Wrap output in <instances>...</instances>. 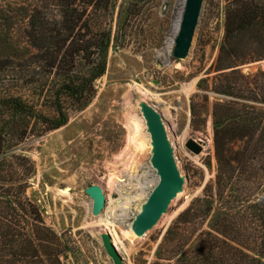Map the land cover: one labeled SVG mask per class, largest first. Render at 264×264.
Returning a JSON list of instances; mask_svg holds the SVG:
<instances>
[{"label":"rangeland","instance_id":"obj_1","mask_svg":"<svg viewBox=\"0 0 264 264\" xmlns=\"http://www.w3.org/2000/svg\"><path fill=\"white\" fill-rule=\"evenodd\" d=\"M181 2L103 0L105 13L89 11L92 33L81 35L91 45V59L98 56L93 44L99 25L110 31L105 73L94 82L90 103L60 100L68 119L65 126L42 134L40 124L32 120L29 136L4 153L0 264H113L100 240L105 232L124 264H174L198 231L208 230L210 220L198 218L186 225L181 215L205 191L211 192L216 207L213 112L218 105L237 101L259 115L260 122L242 133V139L227 135L221 146L232 177L240 179L244 173L254 180L260 175L264 182V172L258 173L264 167V68L259 65L264 60L256 59L252 52L258 49L244 38L230 46L235 57L219 61L225 0L203 1L186 58H173L167 48ZM40 7L56 14L47 0H0V67L7 76L2 93L35 105L55 120L54 99L38 98V85L57 84L63 78L46 69L26 38L30 16ZM90 71L78 61L72 76L79 79ZM141 102L160 114L184 184L157 224L137 238L131 224L158 181L149 162L150 138ZM136 123L143 126L142 137L148 142L146 152L134 159L126 146ZM188 140L201 146L199 155L186 149ZM257 184L253 187L258 190ZM92 186L105 196V215L104 209L99 217L92 215V201L84 192Z\"/></svg>","mask_w":264,"mask_h":264},{"label":"trees","instance_id":"obj_2","mask_svg":"<svg viewBox=\"0 0 264 264\" xmlns=\"http://www.w3.org/2000/svg\"><path fill=\"white\" fill-rule=\"evenodd\" d=\"M47 1L56 9V14L49 15L41 7L35 8L30 16L26 38L30 46L39 52V60L46 69L56 70L63 78L57 84L45 81L38 85V98H43L45 102L54 99L51 108L57 117L50 120L39 113L35 105L17 97L4 96L2 92L6 91L7 76L6 70L0 67V181L4 172V153L11 144H19L29 136L30 122L34 120L40 124L42 134L65 126L68 119L60 100L66 98L76 104L90 103L95 95L93 84L106 70L110 31L99 25L95 33L98 40L93 44L98 49L96 59H91L94 55L89 50L91 45L85 40V35H81L82 31L92 33L89 11H107L103 0ZM225 3L224 40L219 61L235 57L230 46L244 38L252 41L258 49L252 52L256 59L264 60V0H225ZM78 61H84L91 71L87 76L75 79L72 75ZM28 85H34V82ZM213 117L218 164L216 207L213 208L211 192L205 191L202 198L192 201L181 215L185 219L181 222L180 217L179 222L186 225L193 224L198 218L210 220L208 230H199L189 248L176 258L174 264H264L263 177L259 175L249 180L243 177L244 173L240 174V179L232 177L225 166L221 146L227 135L234 134L237 139H242V133L255 128L253 125L260 122V117L253 107L237 101L216 106ZM261 172H264L263 166L258 169V173ZM255 181H258V190L253 187ZM37 223H40L39 220Z\"/></svg>","mask_w":264,"mask_h":264},{"label":"water","instance_id":"obj_3","mask_svg":"<svg viewBox=\"0 0 264 264\" xmlns=\"http://www.w3.org/2000/svg\"><path fill=\"white\" fill-rule=\"evenodd\" d=\"M203 1L184 0L172 50V56L177 60L185 59L188 54L198 25ZM259 65L264 68V61L260 62ZM139 109L145 121L146 132L150 138L151 157L149 162L156 173L158 181L131 224V231L137 238L143 237L146 232L157 224L166 213L171 202L182 192L184 184V178L181 177L177 169L173 150L167 139L160 114L145 102L139 104ZM185 147L195 155H199L202 150L201 146L192 140H188ZM84 192L92 201V215L99 216L106 205L101 188L92 186ZM100 240L106 255L112 263L124 264L112 244L110 235L103 233L100 235Z\"/></svg>","mask_w":264,"mask_h":264},{"label":"bare ground","instance_id":"obj_4","mask_svg":"<svg viewBox=\"0 0 264 264\" xmlns=\"http://www.w3.org/2000/svg\"><path fill=\"white\" fill-rule=\"evenodd\" d=\"M183 1L184 0H182V2H181V5H180V11H179V14H178V17H177V20H176V22H175V25H174V30H173V34H172V37H171V39L169 40V44H168V48H167V52L168 53H170L171 51H172V49H173V44H174V39H175V37H176V34H177V30H178V26H179V23H180V17H181V13H182V10H183V5H184V3H183ZM140 89V88H139ZM143 91V90H142ZM144 92V94L145 95H147V94H149V92L148 91H146V90H144L143 91ZM142 130H143V126H141L139 123H136V124H134V128H133V132H128L129 133V135H128V141H127V149H129L128 151H132V155H133V157H134V159L136 158L137 159V154L139 155H142L144 152H146L145 151V149H146V143L148 142V140H147V136H145V137H142ZM138 141V142H137ZM130 148H131V150H130ZM150 153H151V151H150ZM132 158V157H131ZM114 174H116L115 172H114ZM113 175V174H112ZM117 175V174H116ZM115 179V178H114ZM116 181V180H115ZM115 181H114V183H115ZM118 181V180H117ZM121 181V180H120ZM69 194V193H68ZM146 201V200H145ZM144 201V202H145ZM144 202H143V204H144ZM142 204V205H143ZM141 205V206H142ZM90 206H91V204H90ZM140 209H141V207H140ZM140 209H139V211H138V213L140 212ZM107 210V208H105L104 209V211H103V213H104V215H105V211ZM102 213V214H103ZM101 214V215H102ZM100 216V215H99ZM98 216V217H99ZM103 216V215H102ZM103 218V217H102ZM100 219V218H99ZM130 230H131V228H130ZM132 232V231H131ZM105 234H109V233H107V232H105ZM133 235V234H132ZM113 244V243H112Z\"/></svg>","mask_w":264,"mask_h":264}]
</instances>
